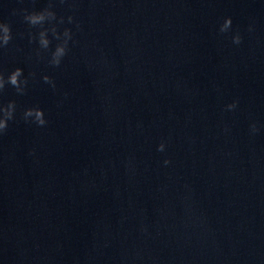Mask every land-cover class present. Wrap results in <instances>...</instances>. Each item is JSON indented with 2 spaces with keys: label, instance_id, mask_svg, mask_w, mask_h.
Here are the masks:
<instances>
[{
  "label": "clouds",
  "instance_id": "obj_1",
  "mask_svg": "<svg viewBox=\"0 0 264 264\" xmlns=\"http://www.w3.org/2000/svg\"><path fill=\"white\" fill-rule=\"evenodd\" d=\"M51 20L56 19V14L52 11L50 13ZM44 19L42 15H35L33 14L31 17L28 15L25 16V20L30 23L32 26H37L40 25V22ZM69 22H72V17L68 18ZM61 23H63V18L60 20ZM232 24L231 18H226L223 22V24L220 26V32L224 33L227 32ZM4 25V36L0 41H2V45L6 46L8 42L11 39V30L9 25L7 24H0ZM47 30V29H45ZM51 32L53 36L57 39L60 40L61 42L58 43L55 47V50L51 54V60L49 63L55 67H58L61 64L62 58L67 54L68 51V44L69 41L72 39V32L70 29H65L63 32V35L61 37L60 34L57 33V29L55 26L51 27ZM41 36H43V31L41 32ZM233 42L235 44L241 43V36L237 33L236 35L233 36ZM40 44L43 46V48L48 49L50 45V41L46 39H41ZM22 76V69L16 68L14 71L8 75L7 79H5L3 73H0V92H3L5 89L6 85H11L12 87L15 88L17 94H24L25 89L28 84L27 78L21 80ZM43 80L46 83L51 84L53 87H55L54 82L52 79L45 75L43 76ZM236 107V102L228 105L229 109H233ZM15 111H16V103L15 101H9L6 105H0V135H3L8 127L9 121L13 120L15 118ZM23 118L26 122L29 123H35L37 126H44L47 121L45 119V115L42 109L39 107H32L28 108L23 112ZM253 131H256V126L253 124L252 125ZM159 151L164 150V144H160ZM169 163V161L165 160V164Z\"/></svg>",
  "mask_w": 264,
  "mask_h": 264
}]
</instances>
